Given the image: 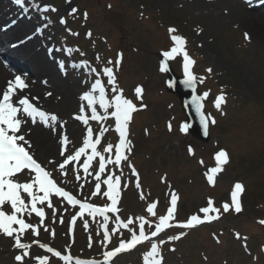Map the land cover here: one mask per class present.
<instances>
[{"label": "rangeland", "instance_id": "rangeland-1", "mask_svg": "<svg viewBox=\"0 0 264 264\" xmlns=\"http://www.w3.org/2000/svg\"><path fill=\"white\" fill-rule=\"evenodd\" d=\"M202 1H212L219 8L222 0ZM71 6L79 7V16L83 10L90 12L88 26L95 31L96 48L104 54L100 56V64L117 70L122 92L137 105L130 129L135 147L133 162L141 173L142 187L127 189L122 203L125 218H146L150 214L148 221L154 224L155 215L148 211L149 206L155 203L153 212L167 214L175 194L174 220L182 223L209 206L211 200L212 207L221 208L219 218L202 224L200 230L193 231L187 238L185 233L174 253L167 250L166 264H264V254L260 251V245H264V225L255 222L257 218L264 220V47L258 48L253 39L255 23L252 27L228 19L225 25L209 23L207 15L197 8L188 9L169 0H64L61 14H67ZM256 26L257 31L264 33L258 24ZM170 28L177 31L170 33ZM171 35L184 37L188 55L191 52L196 57L195 61L190 56L195 61L190 71L196 69L198 73H205V67L211 68L207 84L203 86L198 80L201 93H208L205 97L207 113L215 119L207 143L182 130L186 121L180 103L166 90L167 77L161 71L159 57L175 46ZM117 52L122 53L123 58L114 64V57L108 56H116ZM90 56L87 54L86 58ZM169 59L176 71L184 75L183 53ZM71 77H67V82L75 84L76 93L86 90L88 85L84 79L79 81L77 74ZM90 79L93 80L92 74ZM138 86L142 87L141 96L135 92ZM221 93L230 94L232 99L218 109L215 100ZM189 147L194 154L189 152ZM221 149L227 151L229 162L215 175L213 184L207 180L206 173L216 166L215 154ZM40 160L56 170L49 156H42ZM129 178L139 181L131 175ZM237 182L243 185L238 196L243 212L235 216L230 196ZM80 187L83 184L74 186L78 191ZM224 203L230 204L227 212L223 211ZM61 215L62 208L55 205L49 210V217L40 223L43 230L48 224H54L56 229L54 239L49 237L48 231L42 230L47 241L64 250L71 248L74 254L82 256L104 254L108 242L104 231L96 229L92 223L86 230L83 220L77 228V239L72 241L58 221ZM231 228L245 236V249L240 241L234 240ZM115 229L118 230L117 226L112 225L111 230ZM224 229L222 244H215L211 232ZM5 236L0 233V264H21L15 257L22 250L14 246L12 237ZM169 236L164 230L153 240L176 241L169 240ZM134 254L130 257L136 260ZM130 257L121 258L119 264L130 263Z\"/></svg>", "mask_w": 264, "mask_h": 264}, {"label": "snow or ice", "instance_id": "snow-or-ice-1", "mask_svg": "<svg viewBox=\"0 0 264 264\" xmlns=\"http://www.w3.org/2000/svg\"><path fill=\"white\" fill-rule=\"evenodd\" d=\"M17 4H23L24 0H16ZM76 10L73 9V12ZM86 15V14H85ZM64 22V21H62ZM177 30L175 28H170V33H175ZM247 36V34H246ZM171 40L175 42V46L171 47L170 51H164L163 56L165 58L173 57L175 54L183 53V71L186 75L185 83L192 86L196 77L190 71V67L194 65L195 61L188 55L185 45L186 39L180 35H171ZM71 53L72 49H68ZM99 58V57H97ZM111 63V61H109ZM119 63V61H117ZM87 65L88 61H84ZM167 64L161 67V71H167ZM92 71H95L93 69ZM210 72L211 69H208ZM104 74L109 78L108 83H115V75L112 67H105L103 69ZM171 83V82H170ZM27 88V83L25 79L17 75L13 81H8L7 88L3 90L0 94V233L12 237L14 239V246L20 250L22 253L15 257V260L21 262V264H26L25 257L29 255V249L31 244L22 242V236L26 230H34L35 233L39 234V229L33 223L26 222L24 218L25 214L31 216L33 213L41 218L40 223L43 224V218L46 216L44 207H38L39 205H44L47 201V206L52 207L50 197L55 194L60 197H66L67 201L73 205H79L80 215L82 216L85 212H88L91 216L95 217L100 214L104 221L109 220L107 213H117L119 209L117 208L118 198L120 195V177L109 175L106 180L102 183L107 185V192L104 193L111 200L110 206L97 207L88 202H82L75 196L65 191L63 187H59L56 181L52 178V174L46 171L41 164L34 159L33 154L29 152L31 147L30 141L25 138V134L20 132L21 125L27 123L26 118H30L32 123L37 122V118L40 119L45 125L50 126V122L58 120L55 114L46 112L39 107H37L27 96L21 97L19 95L20 91ZM92 91L85 92L82 99L87 102V106L91 107V115H78L77 119L83 121L84 124L89 123L91 120H104L106 117L100 115L97 110V105L104 109L106 114L109 110L114 108V111L110 112V115L115 118V127L119 133V143L115 146V161L108 159L109 163L120 164L121 161H127L128 156L125 155V151H131V141L127 139L128 124L132 119V114L137 110V105L133 103L131 99L125 98L122 94V90H119L121 94L114 95L111 99L106 96L104 83L100 79H96L91 85ZM98 90L99 95H95L94 92ZM137 96H141L142 87H137L135 89ZM50 95V94H49ZM207 92L204 93L206 97ZM15 98V100H14ZM38 99V98H34ZM203 97L193 96L192 103L194 106V111L196 115L201 120V123L205 127V134H207L208 119L202 112V104L200 101ZM225 102V96L221 94L215 100V107L220 108L221 104ZM84 106L81 107L80 112H84ZM211 123H215V119H211ZM189 125L185 124L183 131L188 130ZM169 129H171V124H169ZM11 133V134H10ZM103 135V131H101ZM67 142V137L64 138ZM101 144L100 139L93 140V130L88 128L87 138L83 142V146L74 152V154H69L59 165V168L63 171L65 165L70 161H78L82 155H86V149L91 150V155H87V161L83 164L84 171L87 173L90 166V162L93 158H99V173L105 172V161L106 157L98 150V145ZM113 144L108 143L107 147L103 149L105 153H111L113 151ZM189 152L193 153L191 147H189ZM63 155V153H62ZM216 166L209 169L206 173L207 180L210 183H215V175L223 170V165L229 162V156L226 150L221 149L215 154ZM203 163V161H201ZM22 170H28L29 175L34 173V180L30 183H20L17 182L15 176L17 173H21ZM133 171H135L133 169ZM99 173H97V179H100ZM138 176V173L136 174ZM96 191L101 190V183L95 185ZM243 191V185L237 182L234 185V190L231 193V201L235 206V211L240 212L242 210L240 200L238 199L239 194ZM26 194L30 198V202H26ZM42 193V195H41ZM209 206L200 209L201 215L193 214L187 219L186 222L180 223L177 226L180 228H192L205 221H212L219 218L221 210L219 208L212 207L213 202L208 201ZM177 205V196L175 194L171 197V206L167 209L166 215H161L159 217V222L155 225V230L151 232V237H157L159 233L163 232L166 228L171 227L169 223L170 220L174 219V214ZM10 207L11 211H5V208ZM156 204L149 206L148 211L153 212ZM230 209L229 203L223 204V211L227 212ZM210 213H216L217 215H210ZM73 222H75L76 217L73 216ZM139 232L138 234L133 231L131 233L130 239L121 240L119 246L114 250L107 251L104 253V259L106 262H110V258L115 257L117 254L135 248L138 244L143 241L150 239L149 235L145 233V219L143 216L139 217ZM264 224V220L260 221ZM18 226V227H16ZM85 226L86 222H85ZM124 228H128L129 224L124 223ZM185 233L181 232L177 235L169 236V240H177ZM54 235V233H53ZM239 237V233L236 234ZM105 237L108 238L107 231L105 232ZM39 243V241H37ZM164 243L163 239H160L158 243L154 242L151 244V249L145 255V264H162L163 256L161 254L160 245ZM46 248L49 253H55V256L61 257V252L49 247L47 244L40 245ZM39 264H46L49 259L47 256H36ZM62 259L65 262H70L72 257L70 255H63ZM77 264H99L97 261H85L78 260Z\"/></svg>", "mask_w": 264, "mask_h": 264}, {"label": "bare ground", "instance_id": "bare-ground-1", "mask_svg": "<svg viewBox=\"0 0 264 264\" xmlns=\"http://www.w3.org/2000/svg\"><path fill=\"white\" fill-rule=\"evenodd\" d=\"M177 5H186L188 9L194 7L207 15V21L209 23L218 22L225 25V19L230 22L239 21L240 23L252 27V23H255L252 27V36L258 48L264 47V33L257 30L260 26L264 30V10L262 9H247V2L245 0H222L216 8L212 2H203L202 0H169ZM7 10V11H6ZM12 11L10 4H7L5 0H0V27L5 24L9 12ZM252 13V14H251ZM23 33L21 26L11 30L6 34H1L0 42L7 46L8 43L18 41L20 35ZM6 54L13 56V65L19 60H23L25 67L31 72V79H27V88L20 91V94L29 93L39 97V103L41 106L57 112L62 115L64 123L62 125L63 131L67 132L70 139H73V135L76 131L80 130V124L69 117L68 112L72 108L81 106L84 101L78 98L75 90V84H69L67 80H62L56 76L54 66L55 60L50 62L41 49H39V43L35 40L28 43L21 44L16 49H11L10 46L6 48ZM16 61V62H15ZM8 71L0 66V88L6 84V76ZM46 81L48 87L42 84ZM3 85V86H2ZM50 92V97L46 98L44 90ZM54 97L58 100L54 101ZM61 128L55 127L54 131L44 130L41 127L33 128L28 134L27 139L30 141L31 147L34 148L35 153L39 156H49L56 158L60 156L59 146L57 144L56 135L62 131ZM61 144V143H60Z\"/></svg>", "mask_w": 264, "mask_h": 264}, {"label": "water", "instance_id": "water-1", "mask_svg": "<svg viewBox=\"0 0 264 264\" xmlns=\"http://www.w3.org/2000/svg\"><path fill=\"white\" fill-rule=\"evenodd\" d=\"M164 64H167L166 62L163 61V66ZM168 70L166 71L168 76H169V84H168V90L174 94H176L180 101L182 108L187 116L188 120V130L191 132V134L202 140V141H208L209 140V120H208V127H207V134H205V127L201 123V120L199 117L196 115L194 111V106L192 103L193 96H200L198 93V85L196 82L192 85L189 86L187 85L184 81L186 78H181L177 76L173 70L168 66ZM171 82V83H170ZM202 97V96H200ZM202 104V112L204 113L205 117L208 119L207 115L205 114V104L203 99L200 101Z\"/></svg>", "mask_w": 264, "mask_h": 264}]
</instances>
